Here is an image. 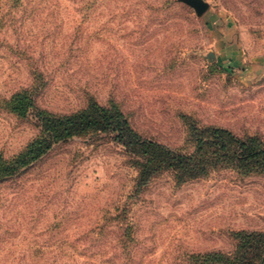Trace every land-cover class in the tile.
<instances>
[{
	"label": "rangeland",
	"instance_id": "rangeland-1",
	"mask_svg": "<svg viewBox=\"0 0 264 264\" xmlns=\"http://www.w3.org/2000/svg\"><path fill=\"white\" fill-rule=\"evenodd\" d=\"M166 1L87 0L79 14L61 0L56 16L47 6L11 33L22 50L0 48V158L40 134L38 110L20 117L3 103L34 81L49 112L69 114L94 95L118 103L143 139L174 150L193 151L192 122L264 148V72L243 70L226 51L264 49V0H204L201 16L183 0L175 10ZM143 158L109 131L56 144L22 178L7 212L16 230L0 232L8 242L0 264H190L210 252L229 258L224 264H264L263 170L226 163L184 181L168 170L136 193ZM38 245L58 249L29 253ZM85 245L94 254L79 255L75 246Z\"/></svg>",
	"mask_w": 264,
	"mask_h": 264
},
{
	"label": "trees",
	"instance_id": "trees-1",
	"mask_svg": "<svg viewBox=\"0 0 264 264\" xmlns=\"http://www.w3.org/2000/svg\"><path fill=\"white\" fill-rule=\"evenodd\" d=\"M68 1L77 7L79 14L85 13L87 0ZM136 1L148 3V0ZM61 4V0H0V48L22 50L20 37H16L13 44L9 43L7 38L11 33L20 35L25 21L47 6L46 15L56 16ZM174 4V0H167L165 3L168 8L175 10L177 7ZM182 18L193 21L187 14H182ZM41 83L43 85V82ZM36 85L34 81L30 86L21 87L3 99L5 108L20 117L28 116L33 108L38 110L42 129L40 134L18 154L10 158H0V232L5 231L9 234L16 230L7 212L10 208L11 211L17 208L24 175L49 155L56 144L89 131L113 132L115 140L125 145L131 153H141L144 156L139 164L140 177L135 185L136 193L143 190L155 176L168 170L173 171L179 181L207 174L212 168L226 163H236L245 168L264 171V148L255 144L253 139L248 141L238 139L230 130L202 127L192 122L189 130L195 143L194 149L192 152H181L166 147L158 141L143 139L118 103L110 101L102 104L94 95L87 94L86 105L69 114L49 112L39 106L38 101L43 87L39 89L40 86ZM10 195L12 197H9ZM17 212L20 214V211ZM237 236L241 241L246 239L241 233ZM120 239L125 249L134 241V227L131 223L123 228ZM4 242L0 244V252L5 251L2 246L8 242ZM75 247L81 256L94 254L92 245ZM49 249L56 253L58 247L38 245L32 246L28 251L33 255H40L46 254ZM228 259L210 252L194 255L189 262L190 264H224L229 262Z\"/></svg>",
	"mask_w": 264,
	"mask_h": 264
},
{
	"label": "crops",
	"instance_id": "crops-1",
	"mask_svg": "<svg viewBox=\"0 0 264 264\" xmlns=\"http://www.w3.org/2000/svg\"><path fill=\"white\" fill-rule=\"evenodd\" d=\"M263 43V44H262ZM262 46L264 47V37L262 40ZM227 53H229V56L233 58V62L236 63L238 66H243V70L250 71V72H259L263 71L264 72V49L259 51L257 54L252 55L251 57H248L246 55L245 50L243 49L241 52L237 50V46L234 45L233 47L226 50ZM244 58L248 61L247 64H242L244 63L243 61ZM241 64H240V63Z\"/></svg>",
	"mask_w": 264,
	"mask_h": 264
},
{
	"label": "water",
	"instance_id": "water-1",
	"mask_svg": "<svg viewBox=\"0 0 264 264\" xmlns=\"http://www.w3.org/2000/svg\"><path fill=\"white\" fill-rule=\"evenodd\" d=\"M186 4L192 6L197 15L201 16L209 8V3L204 0H183Z\"/></svg>",
	"mask_w": 264,
	"mask_h": 264
}]
</instances>
